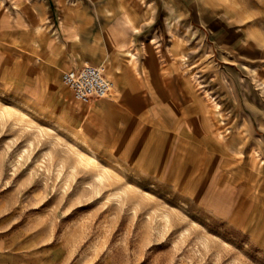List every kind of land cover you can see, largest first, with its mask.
Masks as SVG:
<instances>
[{
    "label": "rangeland",
    "instance_id": "obj_1",
    "mask_svg": "<svg viewBox=\"0 0 264 264\" xmlns=\"http://www.w3.org/2000/svg\"><path fill=\"white\" fill-rule=\"evenodd\" d=\"M81 3L92 0H0V264H264L233 188L193 167L157 172L142 158L144 128L98 141L94 100L78 101L62 80L73 58L66 27ZM203 12L180 16L206 35L201 44L194 34L179 76L189 71L227 119L239 114L232 92L250 113V97L264 105V0H219L217 12Z\"/></svg>",
    "mask_w": 264,
    "mask_h": 264
},
{
    "label": "crops",
    "instance_id": "obj_2",
    "mask_svg": "<svg viewBox=\"0 0 264 264\" xmlns=\"http://www.w3.org/2000/svg\"><path fill=\"white\" fill-rule=\"evenodd\" d=\"M218 6L219 0H92L74 7L65 43L73 57L70 68L106 64L114 77L113 95L95 99L89 108L98 141L116 143L144 128V161L172 176L192 167L196 176L214 174L219 189L233 188L240 195L247 207L241 222L264 249V105L250 97V113L245 114L238 110L240 94L229 92L239 100V114L227 119L220 102L214 106L194 86L189 71L181 76L178 71L179 63L193 55L194 34L201 44L206 35L192 19L180 21L182 12L196 8L208 15ZM44 36L31 45L43 44ZM155 36L160 49L152 43ZM63 49L61 43L50 48L49 73L57 71L50 62ZM213 78L221 86L217 91L225 92L223 74L216 72Z\"/></svg>",
    "mask_w": 264,
    "mask_h": 264
},
{
    "label": "built area",
    "instance_id": "obj_3",
    "mask_svg": "<svg viewBox=\"0 0 264 264\" xmlns=\"http://www.w3.org/2000/svg\"><path fill=\"white\" fill-rule=\"evenodd\" d=\"M62 80L72 89L75 98L83 103L107 97L114 86L107 76L106 67L91 62L64 71Z\"/></svg>",
    "mask_w": 264,
    "mask_h": 264
}]
</instances>
